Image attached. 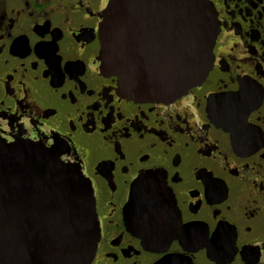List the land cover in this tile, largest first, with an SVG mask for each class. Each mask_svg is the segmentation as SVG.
Segmentation results:
<instances>
[{
  "label": "flooded vegetation",
  "instance_id": "obj_1",
  "mask_svg": "<svg viewBox=\"0 0 264 264\" xmlns=\"http://www.w3.org/2000/svg\"><path fill=\"white\" fill-rule=\"evenodd\" d=\"M108 1L0 0V139L79 166L99 227L89 264H264V0H210L212 66L171 100L130 97L102 73ZM140 181L152 187L138 212L168 234L131 225Z\"/></svg>",
  "mask_w": 264,
  "mask_h": 264
},
{
  "label": "water",
  "instance_id": "obj_2",
  "mask_svg": "<svg viewBox=\"0 0 264 264\" xmlns=\"http://www.w3.org/2000/svg\"><path fill=\"white\" fill-rule=\"evenodd\" d=\"M218 30L210 0H109L98 30L101 71L130 97L171 100L205 78ZM151 187L133 185L124 211L137 232L166 235L158 213L137 210ZM98 237L79 166L55 147L0 139V264H89Z\"/></svg>",
  "mask_w": 264,
  "mask_h": 264
}]
</instances>
